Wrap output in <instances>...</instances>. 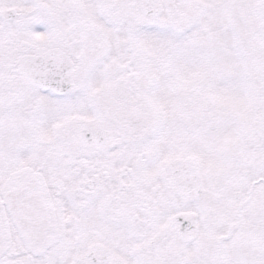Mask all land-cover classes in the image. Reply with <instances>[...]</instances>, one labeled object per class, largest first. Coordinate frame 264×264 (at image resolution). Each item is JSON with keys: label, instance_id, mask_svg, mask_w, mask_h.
I'll use <instances>...</instances> for the list:
<instances>
[{"label": "snow or ice", "instance_id": "6c2138e0", "mask_svg": "<svg viewBox=\"0 0 264 264\" xmlns=\"http://www.w3.org/2000/svg\"><path fill=\"white\" fill-rule=\"evenodd\" d=\"M0 264H264V0H0Z\"/></svg>", "mask_w": 264, "mask_h": 264}]
</instances>
